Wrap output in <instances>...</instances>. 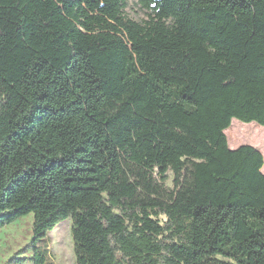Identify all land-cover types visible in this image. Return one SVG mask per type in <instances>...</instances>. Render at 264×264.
<instances>
[{
	"label": "trees",
	"instance_id": "trees-1",
	"mask_svg": "<svg viewBox=\"0 0 264 264\" xmlns=\"http://www.w3.org/2000/svg\"><path fill=\"white\" fill-rule=\"evenodd\" d=\"M138 5L0 0V228L70 219L76 264H264L262 157L222 133L264 126V0Z\"/></svg>",
	"mask_w": 264,
	"mask_h": 264
},
{
	"label": "rangeland",
	"instance_id": "rangeland-1",
	"mask_svg": "<svg viewBox=\"0 0 264 264\" xmlns=\"http://www.w3.org/2000/svg\"><path fill=\"white\" fill-rule=\"evenodd\" d=\"M124 15L130 20L143 24L148 20L147 12L138 5V0H126ZM229 150L250 146L262 157L261 174L264 176V126L255 122L245 123L232 118L222 131ZM165 185L171 188L173 175L167 172ZM32 214L15 220L0 228V264H35L32 260L37 252H43V264H76L72 240V222L62 220L43 239L33 236Z\"/></svg>",
	"mask_w": 264,
	"mask_h": 264
}]
</instances>
